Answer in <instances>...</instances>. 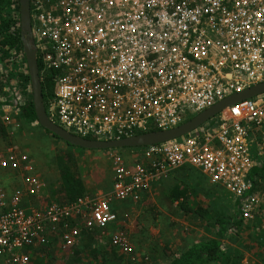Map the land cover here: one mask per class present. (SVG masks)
Masks as SVG:
<instances>
[{
    "label": "built area",
    "instance_id": "1",
    "mask_svg": "<svg viewBox=\"0 0 264 264\" xmlns=\"http://www.w3.org/2000/svg\"><path fill=\"white\" fill-rule=\"evenodd\" d=\"M30 17L40 80L54 84L46 116L81 139L168 131L192 119L189 110L195 117L264 83V0H30ZM218 117L217 126L129 149L130 162L108 151L110 193L66 204L47 195L26 151L6 147L0 168L19 185L0 183V264H31V250L54 239L60 251L73 250L82 232L117 222L114 201L137 204L184 167L231 194L242 221L253 220L264 210L252 191V173L264 167V98ZM110 246L129 253L123 234Z\"/></svg>",
    "mask_w": 264,
    "mask_h": 264
},
{
    "label": "rangeland",
    "instance_id": "2",
    "mask_svg": "<svg viewBox=\"0 0 264 264\" xmlns=\"http://www.w3.org/2000/svg\"><path fill=\"white\" fill-rule=\"evenodd\" d=\"M2 7L5 12L10 9ZM18 27L19 24L15 25L13 31L19 30ZM5 63L0 59V125L6 133V139L0 136V157L10 146L26 151L46 186L47 195L56 201L63 156H71L72 170L82 179L86 195L107 196L112 184L108 151L74 148L45 134L37 123L26 124L20 113V107L31 99L30 85L25 80V62L18 58L15 67L10 68ZM258 97L264 98V94ZM194 115L189 110L185 117ZM7 116L10 126L5 124ZM218 123L216 116L202 126ZM113 153L121 154L128 162L132 157L129 149ZM6 170L0 168V176L7 173L11 177ZM254 178L252 191L264 205V176ZM12 180L17 182V178ZM18 185L19 182L10 184L9 189ZM235 202L227 191L211 185L196 169L186 167L152 183L137 204L114 201L111 207L117 222L103 231L83 233L73 250L62 252L58 243L49 250L38 247L31 250L30 261L31 264H76L75 251L80 258L77 264H168L171 257L189 249L196 240L214 238L217 222L228 219L239 225L229 227L218 264H264V210H258L253 220L244 222ZM118 234L128 239L127 255L110 246L111 238Z\"/></svg>",
    "mask_w": 264,
    "mask_h": 264
},
{
    "label": "water",
    "instance_id": "3",
    "mask_svg": "<svg viewBox=\"0 0 264 264\" xmlns=\"http://www.w3.org/2000/svg\"><path fill=\"white\" fill-rule=\"evenodd\" d=\"M18 24L21 53L29 79L31 102L39 127L67 145L87 151H117L139 149L164 144L191 134L218 116L225 109L264 94V83L251 87L242 93L234 94L212 108L196 115L183 125L168 131H153L115 141H93L78 138L52 123L46 116L42 95L41 80L36 59V48L32 37L30 0H18Z\"/></svg>",
    "mask_w": 264,
    "mask_h": 264
},
{
    "label": "trees",
    "instance_id": "4",
    "mask_svg": "<svg viewBox=\"0 0 264 264\" xmlns=\"http://www.w3.org/2000/svg\"><path fill=\"white\" fill-rule=\"evenodd\" d=\"M9 7V11L5 12L2 6ZM18 0H0V59L5 60L6 67H15V62L23 59L21 53V44L19 41V30L13 31V27L18 25ZM38 69L40 70L39 66ZM10 73V72H9ZM11 74V73H10ZM41 76V75H40ZM25 80L28 83L29 79L27 73ZM43 102L46 105L47 101L51 100L54 92V84L50 79L41 80ZM21 109L22 119L26 124L37 123L31 99L26 101ZM47 135L52 136L50 133L43 130ZM0 136L6 139V133L0 125ZM56 140L58 138L52 136ZM61 141V140H59ZM66 144V143H65ZM69 146V145H68ZM64 164L59 169V189L55 192V200L60 204H66L77 200L78 198L86 195L85 186L80 176L72 170L71 156H63ZM254 176H264V167L254 169ZM257 184L255 183V186ZM182 197V196H181ZM237 205V202H235ZM238 226L239 223L232 222V220L223 219L217 222V232L212 239L202 240L194 244L180 255L171 257L168 264H218L223 256L222 242L230 226ZM91 232H99L93 230ZM86 232H82V234ZM89 233V232H88ZM56 243L55 239L47 246L42 247L43 250H49L52 245ZM41 248V249H42ZM39 249V248H38ZM33 251V250H32ZM75 254L73 261L78 263L80 258L78 252L73 251Z\"/></svg>",
    "mask_w": 264,
    "mask_h": 264
},
{
    "label": "crops",
    "instance_id": "5",
    "mask_svg": "<svg viewBox=\"0 0 264 264\" xmlns=\"http://www.w3.org/2000/svg\"><path fill=\"white\" fill-rule=\"evenodd\" d=\"M186 167H184V168H181V169H185ZM180 169V170H181ZM178 171V170H177ZM176 172V171H175ZM174 172V173H175ZM0 183L3 185V186H5L7 189H9V187H10V184H13V183H16V181L14 182L13 180H12V177H10L7 173H1V176H0ZM115 224V223H114ZM212 239V238H211ZM198 242H200V241H198V240H196L195 242H194V244H197ZM193 244V245H194ZM193 245H191V246H193ZM190 246V247H191ZM35 250V249H34ZM187 250V249H186Z\"/></svg>",
    "mask_w": 264,
    "mask_h": 264
}]
</instances>
